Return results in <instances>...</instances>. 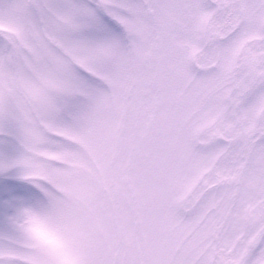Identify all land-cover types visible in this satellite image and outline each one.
Segmentation results:
<instances>
[{"label": "snow or ice", "instance_id": "snow-or-ice-1", "mask_svg": "<svg viewBox=\"0 0 264 264\" xmlns=\"http://www.w3.org/2000/svg\"><path fill=\"white\" fill-rule=\"evenodd\" d=\"M0 175V264H264V0H0Z\"/></svg>", "mask_w": 264, "mask_h": 264}, {"label": "rangeland", "instance_id": "rangeland-1", "mask_svg": "<svg viewBox=\"0 0 264 264\" xmlns=\"http://www.w3.org/2000/svg\"><path fill=\"white\" fill-rule=\"evenodd\" d=\"M85 2H87V0H85ZM99 15V23L102 26H106L107 28H111V29H115L117 31H119V26L115 24L114 21L110 20V18H108L107 16H105L102 12L98 14ZM12 182L15 184L20 185L23 188H30V185H26L24 184L22 181H18L15 179H11L9 177H5L3 175H0V186L4 185L6 182Z\"/></svg>", "mask_w": 264, "mask_h": 264}]
</instances>
